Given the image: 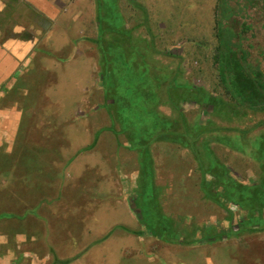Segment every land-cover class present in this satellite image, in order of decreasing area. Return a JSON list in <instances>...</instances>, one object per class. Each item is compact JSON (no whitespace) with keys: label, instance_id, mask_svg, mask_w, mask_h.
Returning a JSON list of instances; mask_svg holds the SVG:
<instances>
[{"label":"rangeland","instance_id":"1","mask_svg":"<svg viewBox=\"0 0 264 264\" xmlns=\"http://www.w3.org/2000/svg\"><path fill=\"white\" fill-rule=\"evenodd\" d=\"M107 1L102 0L99 9L103 24L89 41L88 65L79 62L78 67L70 64L67 68L71 69L65 70L60 66L54 68V65L38 58L31 74L22 77L20 87L5 92L6 97L0 98V110L17 101L20 104L18 109L22 110L21 127L14 139L12 152L7 154L4 148L0 151V202L2 199H17L13 196L17 194L23 197L25 192L26 202L30 198L38 200L40 193L42 198L51 196L50 189L67 191L78 182H95V186L90 183L93 185L91 188L103 189V194L108 197L103 210L106 216L99 215L96 220L105 224L107 216L114 212V219H107L108 222L130 226L128 229L134 225L131 230L138 234L129 233L127 227L120 228L121 225L114 227L106 238L115 243L107 242V248L102 251L103 254L108 251L106 259L111 263L106 264H175L177 260L204 264V259L210 257V248L216 244L220 253L217 252V258H212L217 264H264V241L261 239L264 218L247 219L249 230L256 232L254 235H238L245 225L241 216L234 219L226 231L209 227L210 217L217 215L218 219H214L213 224L226 228L224 209L239 210L240 206L243 209L247 205L251 209L247 211L248 216H252L249 214L253 209L260 208L264 214V133L261 135L259 132L264 126L261 124L264 113L252 111L227 96L214 63L219 36L223 37L221 44H224V50L236 49L240 51L242 60L248 58L246 61L249 63L261 62L264 0H135L137 5L132 9L127 0H121L118 7L109 6ZM113 1L116 3L117 0ZM245 26H252V30L246 32ZM239 38L242 43L237 41ZM243 48L247 52H243ZM66 57L69 53L63 51L58 58L63 63ZM89 69L92 78L99 77L101 90L92 86L91 81L87 83L86 72ZM238 71L246 72L242 68ZM170 75H176L174 85H181L180 90L170 86L172 84L155 85V79L159 81ZM258 81L257 86L261 87ZM245 85L241 84L239 88ZM142 90L145 95L160 94L163 103L159 110L154 109V100L147 96V106L141 108L138 105ZM253 90L255 88L246 91L249 95L246 101L257 105ZM205 96L207 104L216 106L213 108L215 119H207L208 111L204 112L211 106H199L193 100L196 97L203 100ZM169 97L180 100L183 115H178L170 103H166ZM86 99H90L91 104L97 102L101 108L91 105L90 113H87ZM128 103L137 104L133 112L126 106ZM124 107L129 110L124 117L128 124L122 122ZM244 111L242 118L231 115V112L235 116L241 115ZM88 114H95V117ZM120 116L121 121L118 119ZM172 122L173 133L168 135L169 123ZM95 126H102L107 141L116 142L117 139V151L103 145L101 154L108 153L101 155L105 158H101L99 149L93 146L96 142L93 132L98 130ZM238 127L247 128L246 133L256 130L260 135H256L250 146L244 140V151L232 148L229 153L216 147L212 157L215 139L205 135L211 130L233 132ZM134 133L148 138L144 152L148 151L145 158H150L153 163V182H142L140 177L138 182H133L137 175L140 176L142 162L136 140H130ZM161 133L166 140L151 142L153 135ZM206 139L207 144H204ZM83 140L90 142L89 151L93 147L97 149L96 154L87 153L73 167H68L76 158L70 153L63 154V150L66 147L70 150L72 146L87 151L80 144ZM239 143L238 140L233 141L234 145ZM121 166L120 171H115ZM118 174L122 176V182L117 181ZM130 175L132 182L126 181ZM227 176L229 180L233 178L246 184L257 182L258 185L247 192L236 188V182H229V189L223 190L220 184L223 178L228 179ZM119 183L122 196L127 195L128 202L121 197V205L117 202L121 196ZM138 183L136 198L133 186ZM98 184L104 185L102 189ZM208 186H211L213 199L207 195ZM218 190L221 194L215 195ZM239 199L241 203L236 201ZM161 200H164L162 208ZM127 204L130 209L126 208ZM49 205H41L43 214L48 215ZM58 206L62 212L64 209L60 204ZM145 207L152 209L154 216H157L155 210L159 207L164 213L162 216L168 222L169 219L174 222L173 227L163 230L158 225L155 229L159 234L154 236L142 222V208ZM127 212L136 217L137 225ZM55 221L58 228L64 226L60 218ZM175 236L178 243L168 240ZM89 239L97 243L96 236Z\"/></svg>","mask_w":264,"mask_h":264},{"label":"crops","instance_id":"2","mask_svg":"<svg viewBox=\"0 0 264 264\" xmlns=\"http://www.w3.org/2000/svg\"><path fill=\"white\" fill-rule=\"evenodd\" d=\"M127 1L131 9L134 5H137L134 2L135 0ZM121 3V0H117L116 3H114L113 0L112 3L108 1L109 6L116 5L118 7ZM100 5H102V0H0V98L6 97L5 92L9 93V91L17 90L20 87L23 83V81H21L22 77L31 74L30 72H32L35 65L34 62L38 58L50 65H54V68L60 66L65 70L70 64H75V67H78L79 62L83 65L84 63L88 65L89 57L87 53L90 47L89 41L91 38H94L93 34L99 30L98 28L103 24L99 18ZM63 51L68 52L69 57L64 58L65 61L61 63L58 57ZM83 60H85V62H83ZM44 66H46V64H44ZM67 69L69 70L71 67ZM86 75L87 83L89 82L90 84L91 81V85L96 87L97 90L102 89L99 77L95 76L92 78V71H90V69L87 70ZM28 88L32 89L31 87ZM90 102V99H86L84 103V106L88 107L87 113H90L89 108L91 105H95L94 107H98L99 109L101 108L97 102L92 104ZM19 105V101H17L13 103V105L0 110V151L4 148L3 151L7 154L12 152L14 139L18 135L21 127L22 110L18 109ZM205 105L211 106V108L207 110L204 109V112L208 111L206 118L208 119V117H210L215 119V117H213V114H215L213 108L216 109V106L210 103L207 104V102L199 106ZM244 113L245 111L241 113V115L235 116V114L231 112V115H234V118L238 119L244 117ZM91 115L95 117V114H88L89 117ZM97 118H99V116ZM95 127H97L98 130L93 132L95 134L94 140L96 139V142H93V146L99 149L100 156L102 154L105 156L108 154H101L104 149L103 145H105V148L110 146L111 149L117 151V139L116 142L107 141L104 130L101 129L102 126ZM246 130L247 128L243 127H238L233 132L228 130H211L205 136H208L207 138L212 140L215 139V141L212 142V146L215 147L212 157L215 156L216 147L225 149L226 152L232 148H238L242 151L246 150V146L243 144L246 143L244 140L247 141V144L250 146V142L256 139V135H260L257 134L256 130L248 133L245 132ZM242 132L244 133L242 134ZM259 132L261 135L264 133V126ZM235 140H238L240 143L234 145L233 141ZM236 143L237 141L235 144ZM80 144L86 147L87 151L83 148L76 149L72 146L70 150L67 147L65 148L66 150H63V154L70 153L75 155L76 158L68 167H73V164L80 158L86 157L87 153L96 154L97 149L94 147L89 151L90 142L86 143L83 140ZM204 144H207V139ZM102 157L104 156H101V158ZM108 167L110 170L111 167L109 163ZM121 169L122 166L115 169V171H120ZM139 171L140 176L137 175L133 182H138L139 177L142 178L141 166ZM233 180L237 185L246 187L247 192L252 187L258 185L257 182L246 184L245 182ZM117 181H123L120 174H118ZM126 181L132 182V176L130 175ZM90 183H93L95 186V182H78L76 185L72 184L67 191L63 189L56 190V188L54 190L50 189L52 193L51 196L42 198V194L40 193L38 200L30 198L28 202H26L24 198L27 196V192H25L23 197L20 194H17V196L13 195L17 197V199L11 201L2 199L0 202V264H106L110 262L106 259V252L108 251H104V254L102 251L107 248L105 247L107 246V242L109 244L115 242L110 243L112 239L109 240V238L106 237L114 230V227L121 224L115 221H107V219H114V212L110 216H107L105 224L101 223L100 220H96V217L99 215L106 216L103 210L105 209L104 204L107 202L108 197L103 194V189L101 187L104 185L100 186V184H98V188L100 187L102 190H95L91 188L93 185ZM119 186L118 192H120L121 196L120 201L117 202L121 205L123 202L121 201V197H123L125 200L124 202L128 203L127 195L122 196L123 193L120 183ZM133 187L135 194L138 190L139 183L137 186L134 185ZM222 188L228 189V187L225 186ZM22 190L27 191L28 189ZM58 193L63 195H59ZM163 201L164 200H161V208ZM236 201L242 202L240 199ZM43 203L50 204L48 215L42 212L41 205ZM136 203H138V201ZM59 204L60 208L64 209L62 212L58 210ZM215 204L221 207L219 202ZM89 206L93 208L90 209ZM127 207L128 204L126 208ZM128 208L130 209V207ZM240 208L239 210L233 208L234 210L231 209V211L224 209L226 214L223 212L225 215L223 223L226 228H220L218 225L213 224V220L218 219L217 215L210 217L209 227L226 231L233 220L241 216L242 223L245 225L238 235H243L244 233L248 235L256 234L255 231L249 230L250 225L247 223V219L264 218V214L261 213V208L253 209V214L252 212L249 214L252 216H248L247 211L251 209L247 208V205H245L243 209L242 206H240ZM109 209L113 211L112 207ZM127 213L131 215V212ZM161 213L164 214L163 211H161ZM241 214H244L246 217H243ZM91 216H93L91 219L92 223H90ZM131 217L135 221L134 224L137 225L138 222L135 220L136 217L133 215H131ZM57 218L64 221V226L62 228H58L57 225H55L57 223L55 221ZM123 227L130 228V226L122 224L120 228ZM134 228L133 225L131 229ZM143 229L144 228H142L141 231ZM146 230L149 229L146 228ZM261 231H264V227H261ZM91 236H96L97 243H92V241H90L89 238H91ZM216 236H219V234ZM261 236V239L264 241V232L261 233ZM209 251L210 257L204 259V264H214L216 262L212 257H218L217 252H219V249L217 248V244L214 248H210ZM187 263L192 264L189 262ZM187 263H182L181 260L175 262V264ZM163 264L165 263L163 262ZM215 264H217V262Z\"/></svg>","mask_w":264,"mask_h":264},{"label":"trees","instance_id":"3","mask_svg":"<svg viewBox=\"0 0 264 264\" xmlns=\"http://www.w3.org/2000/svg\"><path fill=\"white\" fill-rule=\"evenodd\" d=\"M108 1L110 2L111 0H108ZM111 3H112V1H111ZM217 23L219 24V22H217ZM245 29H246L245 30L246 32L250 31V29L252 30V26H245ZM241 33L244 35L243 32H241ZM232 36H234V34ZM221 41H223V37L219 36V46L217 47V50H216L217 52L214 55V63H215V65L218 68L219 75H220L219 79H221V81H222L221 85H222V88L225 91V94L227 96H229L230 98H233V99H237V97H242L243 98V102L246 101V95H247L246 91L248 92L250 88H255V90H253L254 93L256 95H259L260 94L259 88H258L259 86H257L256 83H257L259 77L264 79V74L260 73V74L256 75V74L251 73V72H247V73L245 72V74L242 71L239 72L238 71L239 69L240 70H241V68L245 69V66H243L241 64L240 51L239 50L236 51V49H231V50H227V51L224 50V48H223L224 44H221ZM246 60H247V58L245 60H243L244 63L247 62ZM176 78H177L176 75L174 77H172V75H170V76H166L165 78H163L162 80H159V81H158V79H155L154 83H155V85L157 87L161 86V84H163V83L164 84L166 83L168 85L172 84L170 86H173L175 89L180 90L181 89V85H174L175 81H176ZM241 84H246V85L244 86V88L240 89L239 85H241ZM250 84H251V86H249ZM190 88H192V87H189L188 89H190ZM196 90H197V88L195 89V92H196ZM261 91H264V83L262 81H261ZM199 92H202V91L199 90ZM255 94H252V96H255ZM141 95H143V96L141 97V100L138 103V105L140 104L141 108L147 106V102H146V96H147L148 98H151L152 101L154 100V103H153L155 105L154 109L159 110V107H160L161 103H163V102L160 101V99H161L160 94H154V95L147 94V95H145V92L142 90L141 91ZM168 95L170 96V89H169ZM208 97H211V96H208ZM262 98L263 97L261 96V99ZM193 100H194V102H197L199 104L206 103L207 96H205L203 100H199V99H197V97L194 98ZM168 101L169 102H166V103L167 104L170 103V105L173 107V109L176 112H178V115H180V116L183 115L181 113L180 106H179L180 100H175L173 98L171 99L169 97ZM246 102H249V101H246ZM240 103L244 105V103H242V102H240ZM263 103H264V101H261V104H263ZM126 106H129L128 109H130L131 112H133V110L137 107V104L128 103ZM128 109L124 107L123 112H122V117H123L122 122L124 121L125 124H128V122L124 119L125 115L129 114V110ZM262 110H264V108ZM118 119H119V121H121V116ZM172 128H174L173 122H172V124L169 123V132L167 133L168 135L173 133V132H171ZM138 133H140V132H138ZM138 133H136V134L134 133L133 135H131L130 136V140H136L137 146H138L137 147V151L142 157V162H141V167H142L141 175L143 176L142 177V182H153L154 181L153 163L150 160V158H148V159L145 158V155H148V151L144 152L146 147H147V146L145 147V145H146L145 141H148V138H143L142 134H138ZM162 135H160V134L153 135V137H152L153 139H152L151 142H154V141H157V140H166V138L164 137L165 135L164 134H162ZM163 137L165 139H162ZM168 140H169V137H168ZM135 147H136V145H135ZM191 147H194V146L191 145ZM263 148H264V146H263ZM143 160H145V161H143ZM226 179L227 178H225V179L223 178L222 183L220 185L222 187H224V186L228 187V189H229V186H228L229 182H235V181L233 179L229 180V177H228L227 180ZM220 185L218 187H220ZM235 187L239 188V189H243L244 191H247L246 187H244L243 185H236ZM207 189H208L207 195H209L213 199L214 195L211 194L212 193L211 190H210L211 186H208ZM224 189H226V188H224ZM220 194H221V192L218 191L217 194H215V195H220ZM148 208L149 207L142 208V222L144 223V225H145V227L147 229H149L150 231L153 232L154 236L156 234H159L157 232V230L155 229V227L158 226V225L161 226V228L163 230H168V229L170 230L173 227L174 222L171 221L170 219H169V222H168L167 219L162 216V213H161L159 207H157V209L155 210L158 213L157 216H154L152 214V209H148ZM160 214H161V216H160ZM155 223L157 225H154ZM126 230L129 233L136 234V232L131 230V229L126 228ZM170 234H171V232H170ZM136 235H138V234H136ZM158 237H160V236H158ZM168 240L169 241H174V243H176V242L178 243L179 242L177 240L176 236L173 239L169 238Z\"/></svg>","mask_w":264,"mask_h":264},{"label":"flooded vegetation","instance_id":"4","mask_svg":"<svg viewBox=\"0 0 264 264\" xmlns=\"http://www.w3.org/2000/svg\"><path fill=\"white\" fill-rule=\"evenodd\" d=\"M232 28H235L234 26H232ZM237 29V28H236ZM237 32H239L238 30H237ZM239 34V33H238ZM238 36H241L240 34L238 35ZM237 41H239L240 43H242L243 42V40H241V38H239ZM243 52H247V51H245L244 50V48H243ZM248 54V53H247ZM246 54V55H247ZM259 55H261V56H259ZM258 56L259 57H261V62L258 60V62L256 61L255 63H249V62H246V63H244V61L241 59V64L243 65V66H245V69L244 68H242V70L243 71H246V73L247 72H251V73H255L256 75H258V74H260V73H263L264 74V52L263 51H261V53L259 54ZM248 59V58H247ZM245 64V65H244ZM261 77H259V79H260ZM263 80V78H261V80L260 81H258V82H261ZM264 83V82H263ZM256 84H259V83H256ZM259 88V92H260V94H259V96L261 97H263L262 98V100L261 99H258V95H256L255 94V96H257V99H255V102H257V104L258 105H251V104H249V102H243V98L242 97H237V99H234L235 101H237V102H242V103H244V105L247 107V108H249V109H251L252 111H255V112H263L264 113V110H262L263 108H264V103L263 104H261V101H264V91H261V87H258ZM247 96H249L248 95V93H247V95H246V97ZM233 99V98H232ZM249 98H246V100H248ZM264 124V121H262L261 122V124ZM262 124V125H263ZM261 126V125H260ZM244 132H242V134H243Z\"/></svg>","mask_w":264,"mask_h":264}]
</instances>
